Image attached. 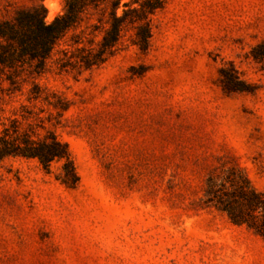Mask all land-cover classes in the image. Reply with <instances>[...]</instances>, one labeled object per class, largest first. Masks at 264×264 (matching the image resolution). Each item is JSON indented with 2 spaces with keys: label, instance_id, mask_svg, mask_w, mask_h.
<instances>
[{
  "label": "rangeland",
  "instance_id": "obj_1",
  "mask_svg": "<svg viewBox=\"0 0 264 264\" xmlns=\"http://www.w3.org/2000/svg\"><path fill=\"white\" fill-rule=\"evenodd\" d=\"M45 1L0 0V22L42 6L49 24L62 3ZM150 27L146 50L126 29L90 70L60 69L57 51L42 73L0 69L2 117L53 133L78 179L56 180L61 163L0 165V264H264V207L248 204L249 191L264 202V63L251 56L264 0H163Z\"/></svg>",
  "mask_w": 264,
  "mask_h": 264
},
{
  "label": "trees",
  "instance_id": "obj_2",
  "mask_svg": "<svg viewBox=\"0 0 264 264\" xmlns=\"http://www.w3.org/2000/svg\"><path fill=\"white\" fill-rule=\"evenodd\" d=\"M61 3V14L49 24L44 22L42 6L20 11L12 20L0 22V69L16 73L27 66L36 74L42 73L57 51L60 57L56 64L60 69L90 70L122 46L126 29L132 31L130 46L144 51L151 36L150 17L163 6V0H61ZM92 20L95 23H90L88 33L77 32L83 23ZM69 32L73 33L65 41ZM61 43L64 47H60ZM251 56L254 61L264 63V40L251 50ZM7 79L12 85V79ZM39 99V89L35 87L29 100ZM33 136L18 130L16 118L4 119L0 113V165L9 160L36 161L49 174L53 163H61L56 180L74 187L78 179L66 146L53 133L42 138ZM207 185L211 187L212 182L209 180ZM238 189L242 197L248 193L247 187ZM249 193L250 207L263 208L259 194ZM260 230L264 236V215Z\"/></svg>",
  "mask_w": 264,
  "mask_h": 264
},
{
  "label": "bare ground",
  "instance_id": "obj_3",
  "mask_svg": "<svg viewBox=\"0 0 264 264\" xmlns=\"http://www.w3.org/2000/svg\"><path fill=\"white\" fill-rule=\"evenodd\" d=\"M45 5L47 6V8H51V6H53V5H52V2L49 1V0H46V1H45ZM50 16H51V15H50Z\"/></svg>",
  "mask_w": 264,
  "mask_h": 264
}]
</instances>
